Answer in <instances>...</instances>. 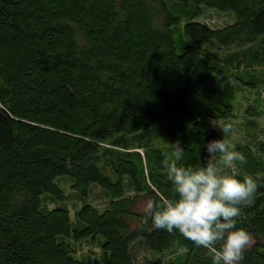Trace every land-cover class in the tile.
<instances>
[{
  "label": "trees",
  "instance_id": "1",
  "mask_svg": "<svg viewBox=\"0 0 264 264\" xmlns=\"http://www.w3.org/2000/svg\"><path fill=\"white\" fill-rule=\"evenodd\" d=\"M263 91L264 0H0V264H212L144 208L178 198L171 143L198 168L239 118L246 163L226 171L258 182L241 264H264Z\"/></svg>",
  "mask_w": 264,
  "mask_h": 264
},
{
  "label": "clouds",
  "instance_id": "2",
  "mask_svg": "<svg viewBox=\"0 0 264 264\" xmlns=\"http://www.w3.org/2000/svg\"><path fill=\"white\" fill-rule=\"evenodd\" d=\"M220 130L227 134L231 125ZM170 146L172 158L165 161V167L178 198L159 195L147 201L143 223L150 219L154 229L169 234L178 230L196 247L206 249L212 264H241L255 240L249 232L236 227L237 218L242 207L254 203L258 182L251 176L241 181L226 170L234 169L236 161L246 163L245 156L222 136L207 143L206 164L193 169L178 166L185 154L180 142Z\"/></svg>",
  "mask_w": 264,
  "mask_h": 264
},
{
  "label": "rangeland",
  "instance_id": "3",
  "mask_svg": "<svg viewBox=\"0 0 264 264\" xmlns=\"http://www.w3.org/2000/svg\"><path fill=\"white\" fill-rule=\"evenodd\" d=\"M208 16H209V18L212 19L211 23H214L216 25H222L230 19V16L227 13L221 12V11L216 12L214 10H208ZM201 20H205V19L201 18ZM262 96L264 98V91H263ZM242 119L243 118L229 120V122L232 123L231 124L232 130L230 131V136L227 139L233 145L235 142H242V138H243V134H244L243 131L240 129V123H241ZM249 121H252V120L249 119ZM254 121L261 123V125H263V127H264V120H262L261 118L255 119ZM224 125H226V124L222 123V125H221V123H220L218 125L219 131L221 132L222 135H223V133L220 129H223ZM223 138H225V137H223ZM63 189H64L65 195L69 196V199L67 201V205L71 209V214H72L73 213V207L75 205H78L79 202L74 197V189L72 187H70L68 184H64ZM86 199L88 202H90L96 206L102 205V203L104 201L103 196H102V191L98 187H90L87 190V198ZM90 248L94 251L95 254L101 253L100 249L95 247L94 245L88 246L87 243H83L80 247V249L84 250V251H87ZM135 254H136L137 260L140 262L143 259V257L149 256L150 252L145 250L141 246H138V247H136Z\"/></svg>",
  "mask_w": 264,
  "mask_h": 264
}]
</instances>
